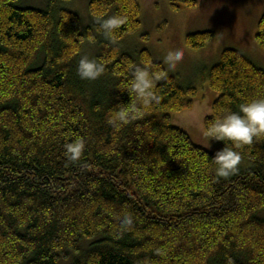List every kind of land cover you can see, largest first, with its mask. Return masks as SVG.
Segmentation results:
<instances>
[{
	"label": "trees",
	"instance_id": "trees-1",
	"mask_svg": "<svg viewBox=\"0 0 264 264\" xmlns=\"http://www.w3.org/2000/svg\"><path fill=\"white\" fill-rule=\"evenodd\" d=\"M19 1L0 0V264H58L69 252V264H264V138L239 149L218 141L249 164L216 174L215 154L171 123L196 88L147 49H120L140 27L138 1L89 0L95 22L84 30L54 0L45 8ZM112 16L125 23L106 37L101 24ZM214 36L194 32L185 41L197 50ZM255 39L264 49V13ZM85 42L87 54L99 45L95 80L77 72ZM137 67L154 77L147 108L130 88ZM206 80L218 96L205 130L264 98V68L236 49L221 52ZM127 104L139 112L114 125ZM75 141L84 147L72 161L66 147Z\"/></svg>",
	"mask_w": 264,
	"mask_h": 264
},
{
	"label": "rangeland",
	"instance_id": "rangeland-1",
	"mask_svg": "<svg viewBox=\"0 0 264 264\" xmlns=\"http://www.w3.org/2000/svg\"><path fill=\"white\" fill-rule=\"evenodd\" d=\"M140 5V27L120 41L123 52L135 54L147 49L152 58L164 64L167 73L175 75L183 85H193L196 93L190 108L171 113V123L184 130L191 140L214 154L228 148L205 136L204 118L210 114L211 106L218 93L212 90L206 80L207 70L219 61L226 48L241 51L264 68V49L255 39L257 24L264 13V0H195L193 7L183 6L182 0H137ZM174 1L181 8L174 9ZM48 0H20V6L45 8ZM61 8L77 14L81 29L90 26L95 19L88 12L89 0H54ZM214 32V38L204 47L194 50L186 45V36L200 31ZM82 47V57L96 58L99 45L86 50ZM182 50L183 59L173 69H169L165 57L169 52ZM87 54V55H86ZM248 161L241 158L238 170L245 169ZM259 215L264 217V210ZM87 242L82 243L85 247ZM69 259H61L58 264H69Z\"/></svg>",
	"mask_w": 264,
	"mask_h": 264
},
{
	"label": "clouds",
	"instance_id": "clouds-1",
	"mask_svg": "<svg viewBox=\"0 0 264 264\" xmlns=\"http://www.w3.org/2000/svg\"><path fill=\"white\" fill-rule=\"evenodd\" d=\"M124 23V18L112 16L104 20L101 27L105 36L111 37ZM183 57L182 50L169 52L165 57L169 69L175 68ZM77 72L81 79L95 80L103 73V67L94 60L82 57ZM130 88L137 98L139 106L147 108L155 102L156 97L153 93L154 77L147 68L137 67L135 69L132 74ZM134 112H139L137 105L118 106L114 114V125L119 126L126 123ZM204 134L209 139L216 141H230L236 149L252 145L254 141L264 138V98L249 100L241 104L238 112L226 111L215 117L208 124ZM83 147L82 141L68 144L66 147L68 158L72 161L77 160ZM213 159L216 164V174L220 177H227L238 170L241 155L232 148H222L215 153ZM131 222V217H126L125 223L130 225Z\"/></svg>",
	"mask_w": 264,
	"mask_h": 264
}]
</instances>
